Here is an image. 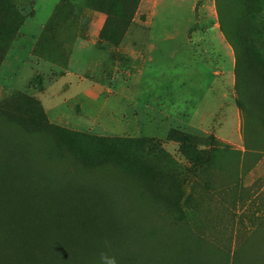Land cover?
<instances>
[{"label":"rangeland","instance_id":"obj_1","mask_svg":"<svg viewBox=\"0 0 264 264\" xmlns=\"http://www.w3.org/2000/svg\"><path fill=\"white\" fill-rule=\"evenodd\" d=\"M61 1L0 0V248L71 215L77 264H264V0Z\"/></svg>","mask_w":264,"mask_h":264},{"label":"trees","instance_id":"obj_2","mask_svg":"<svg viewBox=\"0 0 264 264\" xmlns=\"http://www.w3.org/2000/svg\"><path fill=\"white\" fill-rule=\"evenodd\" d=\"M117 11L122 12V8H129L130 13L128 15L120 14L121 19H130L133 14V3L132 0H126L122 2L117 0ZM72 0H62L59 4V8L66 7L70 5ZM217 2V0H216ZM219 2V1H218ZM263 10V8H259ZM259 36L264 39V31L259 30ZM237 106L240 108V104L237 103ZM168 141H173L171 138H168ZM151 142V141H150ZM140 145V144H138ZM151 150L155 151L156 146H148ZM159 147V146H158ZM140 150V146L134 147ZM161 148V147H159ZM158 149V148H157ZM144 150V149H142ZM140 150V151H142ZM91 206L94 212H104L106 209L103 207H98L95 201L91 200ZM63 213L70 212H87L86 209H81V205L77 203L73 205H67L65 208L60 209ZM83 217L77 216L73 217L71 215L62 216L60 222L54 224L58 225L60 228L59 236L60 239L55 237L58 240H55L53 245L45 244L44 235L41 232L36 230H31L30 237L22 234L18 235L17 239L14 242L13 247V238H11L7 245L0 248V264H77L80 259H82V252L79 248L80 240H83L81 235L88 236L91 231L96 230L100 225L107 226V223L99 218H89L90 220L84 221ZM98 225L99 227H96ZM56 245V246H54ZM13 248L15 251L16 260L13 262ZM38 255L41 258L38 259Z\"/></svg>","mask_w":264,"mask_h":264},{"label":"crops","instance_id":"obj_3","mask_svg":"<svg viewBox=\"0 0 264 264\" xmlns=\"http://www.w3.org/2000/svg\"><path fill=\"white\" fill-rule=\"evenodd\" d=\"M98 18H100V17H98ZM44 26H45V24H41L39 27H37L38 29L36 31L38 32L40 29L42 30ZM30 40H31V44L29 45L30 46L29 54H30V58H33L32 57L33 56V51L35 50V46L37 45L38 38H33V35H32V36H30ZM32 41H33V43H32ZM88 55L91 56L92 58H95V56L92 55V53H90ZM85 56L86 55H84V53H83V51L81 49H79V48L76 49V51L74 53V56H73V60L71 61V65L74 64V61H75V64H76L78 61L82 60ZM90 61H91V63L89 65V69H90L91 72L96 73L97 69H98V66L96 65L97 62L96 61L93 62L94 60H90ZM69 75H71V74H67V77ZM74 91L76 92L77 89H74ZM92 91L96 92L95 89H92V86L85 87V88L84 87L83 88L80 87V89L77 91V93H79V94H87V93H90Z\"/></svg>","mask_w":264,"mask_h":264},{"label":"clouds","instance_id":"obj_4","mask_svg":"<svg viewBox=\"0 0 264 264\" xmlns=\"http://www.w3.org/2000/svg\"><path fill=\"white\" fill-rule=\"evenodd\" d=\"M102 264H116V260L114 257H108L106 255L101 256Z\"/></svg>","mask_w":264,"mask_h":264}]
</instances>
